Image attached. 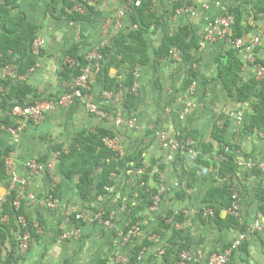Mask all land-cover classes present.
<instances>
[{
    "label": "rangeland",
    "instance_id": "obj_1",
    "mask_svg": "<svg viewBox=\"0 0 264 264\" xmlns=\"http://www.w3.org/2000/svg\"><path fill=\"white\" fill-rule=\"evenodd\" d=\"M130 1L132 0H92L90 7H85L86 18L70 22L64 14L61 15L62 2L57 8H54L50 0H21V9L28 19L33 24L41 25L38 37H43L46 40V46L43 48L46 55L43 58L39 57L38 60L46 59L48 62H54L55 64L50 70L44 71L45 63L39 61V65L29 73L25 82L34 87L36 93L41 97H46L45 95L56 96L63 91L67 81H64L61 76L62 64L58 63V55L55 51H53L55 55L47 52L49 40H55L54 31L59 27L63 30L67 28L68 30H74L81 42L82 52L86 54H93L95 49L99 47L103 49L106 46H111L113 38L119 34L126 35L129 42L135 43L133 34L136 31V26L126 12ZM200 5L199 0H157L154 9L158 13L159 25L156 30L150 29L144 34L149 45L147 63L136 66L135 85L139 97L129 115L137 121V124L133 128L123 126L116 129L112 124H108L112 121L111 115L103 119L107 123V127L113 128L117 136L124 139L121 141L118 138V146L121 149L122 156L136 154L142 150L144 152L142 163L145 168L152 167L150 173L152 179L150 178L149 185L158 189L153 206L148 208L149 212L152 213H163L165 200L169 202L168 205H174L172 201L177 197V192L183 191L189 169L199 154L204 153V156L213 163L214 167H218L221 161L218 154L221 145L215 144L212 151L207 149L208 142L211 141L213 123L217 118H220L221 125L225 121H229L225 137L231 143H234L233 151L238 154L242 153L244 156L252 155L250 144L246 146L244 140L253 137V132L247 130V125L254 113L252 105L258 99L254 97L248 102L236 103L234 99L229 97L221 82L216 79V57L222 51L230 49L232 45L228 44L227 41L201 45L199 48H193L190 51V57H183L182 53L181 59L173 57L170 53L171 50L168 51V49L162 53L158 52L163 37L176 35L184 25H189L192 28L193 32L198 35L200 42L204 39L207 18L210 17V14L202 9H199V13L197 12L198 14L195 15L186 12L188 6L198 8ZM238 6L243 15L242 33L255 34L260 32L264 43V17L256 20L253 11L246 7L243 0H238ZM78 9L84 12L83 7H78ZM123 11H125L124 16H122ZM198 20L201 21V26L198 25ZM46 31L51 33L49 39L46 37ZM237 53L240 59L244 61V52L237 50ZM115 63L117 65H114L110 70L112 77L116 79V83H112V87H116L117 93L121 96L120 98L114 97L112 100L115 106L120 107L126 93L124 89L126 75L129 74L130 69L117 60H115ZM94 72L97 78L101 77L97 70H94ZM252 77L250 69L246 67L240 73V84L250 81L253 79ZM195 80L197 82V92L194 94L195 112L193 111L186 120L182 121L180 119L183 103L181 99L184 91ZM91 81L90 85H93L96 96L100 98L103 84L99 83L94 76ZM69 109H74L72 115H70V120L72 123L79 121V128L73 130L69 122L61 119L60 131L56 132L61 134L59 136L55 133L51 134L49 131L42 132L45 123L43 121L44 123L34 124L35 130L41 134L40 137H53V135L55 137H75L77 131L83 128L92 130L101 125V120L97 123L96 120L94 122L93 115L88 113L81 105L68 106L65 109L64 116L69 114ZM197 109L200 111L199 114L196 111ZM8 113L7 107L2 108L0 106V137L5 134L9 136V129L6 124ZM157 119L160 120L158 125H156ZM181 132L182 135H180ZM160 134L166 136L164 141L176 140L179 143L178 149L166 148L163 138L159 137ZM258 137L263 136L259 135ZM233 139L235 142H233ZM247 143H250V140ZM70 145L66 143L60 146L69 149ZM214 167L209 173L213 179H217V170ZM143 170L145 171V169ZM136 171V169L131 171L129 176H125L126 173H124L118 177V183L121 186L124 185V180L126 181L123 192L127 200L122 201L117 208L106 209L105 206L100 207L92 217V222H99L98 219H95L96 214L114 213L111 222V225H113L117 221L119 223L117 213L115 214L113 211L117 212L118 209L124 208L126 217L124 222L121 223L120 229L117 230L121 232L120 243L124 248H128L131 243L144 237L143 230L141 235H129L124 229L130 223L127 203H131L129 202L130 198L135 201V196H132L131 191L135 192L138 189L139 180L142 179ZM77 176L80 175H75V177ZM219 183L222 182L219 181ZM230 185L231 187L236 185L235 188L239 193L243 188V182L238 179L234 183L230 182ZM175 209L177 211L181 210L178 207ZM187 214H189V211ZM140 215L142 217L144 214ZM142 220L140 225H143ZM113 258L117 264H130L131 250L125 249L124 252L116 250L113 253ZM190 260L188 259L186 263Z\"/></svg>",
    "mask_w": 264,
    "mask_h": 264
},
{
    "label": "crops",
    "instance_id": "obj_2",
    "mask_svg": "<svg viewBox=\"0 0 264 264\" xmlns=\"http://www.w3.org/2000/svg\"><path fill=\"white\" fill-rule=\"evenodd\" d=\"M199 1L202 5L203 3H214L215 0ZM243 1L246 7H249L254 13L253 5L246 2V0ZM201 5L198 7V11L199 9L206 11ZM225 6H231L233 8L239 7L238 0H229L226 2ZM223 10L224 9L213 5L211 10L206 12L210 14V17H215L222 14L224 12ZM262 17H264V13ZM197 22L198 25L201 26V21L198 20ZM45 34L49 39L51 33L46 31ZM54 35L55 40H49L47 52L48 54L53 55V51H55L58 55V63H61L63 67V64L66 61V53L68 49L73 44L80 41L78 36H76L75 31L68 30V28L63 30L59 27L54 31ZM255 35L261 36V33H244L243 37L249 42L252 39V36ZM80 46V53L83 54L82 45L80 44ZM257 49L259 57L264 60V43L262 41V37L261 44L257 47ZM39 61L45 63L44 71L50 70L55 65L54 62H48L46 59L38 60V65ZM243 63L244 67L242 71L247 67L252 73V78L256 79L253 67L246 61V54L244 56ZM110 76L113 75L110 73ZM216 79H218L224 87L222 80L217 77ZM193 82H195V85L192 83V85L184 91L181 99L183 102L181 105V116L185 108H190V112L184 119H181L180 116L182 121L186 120V118L193 113L196 107L194 94L197 92V82L196 80ZM192 86L194 90L190 93V88ZM234 102L236 101L234 100ZM71 105L74 106L81 104L75 102ZM65 109H67V107L57 108L47 114L40 122H45H43L44 125L42 132L49 131L51 134H57L60 131L59 128L61 127V119L69 122L72 127L71 129L76 130V128H79V121L72 123L70 120V115H72L74 109H69V114L64 116ZM196 111L198 114L200 113L199 109ZM93 117L94 122L96 120L97 123L101 120L100 126L115 132L113 128L106 126L107 123L103 119H100L95 115H93ZM159 123L160 120L157 119L156 125ZM34 124L35 123L32 122L27 123L25 131H23L22 134L20 133L21 136L16 139L11 137L10 134L9 136L8 134H5L3 137H0V145L2 148L6 146H11L13 148V151L7 161L10 165H12V168L16 169L23 175H27L28 173L25 166L27 161L35 159L42 160L45 157H47V160L58 158L59 153L53 147H62L60 145L66 143L72 144L75 138L55 137L54 135L53 137H40L41 134L35 130ZM108 124H112L116 129L128 126L121 125L117 127L114 126L112 121ZM136 124L137 121L135 120V125L133 127H135ZM128 127L133 128L130 126ZM83 129L77 131V133ZM57 135L60 136L61 134ZM259 135L263 137H258ZM116 138H120L121 141L124 140L122 137L117 136ZM210 138L211 141L208 143H213L214 150L215 144L220 143L215 141L212 137ZM225 138L229 143H231L227 137ZM249 138L244 140V144L246 146L250 144V152L252 155L244 156L242 153L238 154L234 152L237 166L235 171L227 176L220 174V166L222 162L221 156V161L216 168L213 163H211L204 156V153H202L201 155L203 156V159L210 162L211 166L207 170H199L195 179L192 180V184L189 186L188 182L191 179V170L196 165L195 160L194 164L189 169L185 185H183V191L177 192V197H175L172 201L174 205H168L169 202L165 200L163 208L165 210H163V213L161 211V213H152L149 212L148 208L144 209L141 213L142 215L144 214L142 216L143 225H141V228L144 231V237L131 243L128 248L122 247L120 243L121 232L117 231L120 229L121 223L124 222L126 217L124 208L118 209L117 212L113 211L115 214L117 213V220H119V223L117 221L111 226H106L101 222H92V217L98 208L104 206L106 209L117 208L122 201L125 202L127 200L123 192L125 190L124 185L126 181L124 180V185L121 186V184L118 183V177L120 175H117L114 178L115 184L112 186V189L107 196H98L96 192L93 191L89 198L84 199L78 187L79 177L63 176L60 172V159L58 158L59 161L56 164L55 173L53 175L41 173L35 176L32 179L29 192L43 196L49 193L52 183H55L57 188V197L61 203L67 205V208L55 211L47 207H38L34 204V202L26 201L25 211L34 223H41V231L37 234L34 241H32L27 252H17L16 255H20V258L15 264H117L113 258V253L116 250L124 252L125 249H128V251L131 250L130 264H207L210 256L214 252L221 251L226 248L234 238L246 230V225L229 215L227 211L228 208L222 206L219 202L214 204L219 207V218L205 217L202 214V211L209 205V203L205 202V198L211 190L214 188H223L226 185L231 187L230 182L234 183L235 180H240L243 182V188L241 187L242 189L240 192L241 216L245 223H250L257 219L264 218V124L260 128H254L253 137ZM248 140H250V143H247ZM233 142H235L234 139ZM213 167L217 170V179H213L209 173ZM130 173L131 171L127 172L125 176H129ZM219 181L222 183H219ZM136 191H131L133 193H131L132 196H137ZM7 194L8 182L5 181L0 185V196ZM129 202H133L132 198H130ZM176 207L181 208V210L177 211L175 209ZM72 209L73 211L86 214L87 221L83 223L74 221V213ZM172 210L185 213L183 222L177 223L172 219L167 218L169 211ZM186 211H189V214H187ZM161 214L163 215L161 216ZM155 218H157V220H155ZM3 221L8 224L10 229V235L3 245V254L6 256L12 247L18 243L19 229L16 221L14 223H10L11 219L8 215L3 217ZM163 222H165L168 226L161 228V224ZM124 229H126V227H124ZM175 230L182 231L183 237H180L176 239L174 243H171L170 241ZM63 233H69L72 236L70 239L64 240L61 237ZM145 242L147 245L140 254V260L138 259L137 262H133L135 250H137L139 245ZM183 245L185 247L184 252H188L191 256V260L187 263H182L183 261L180 249ZM231 264H264V233L251 232L246 242L235 251Z\"/></svg>",
    "mask_w": 264,
    "mask_h": 264
},
{
    "label": "trees",
    "instance_id": "obj_3",
    "mask_svg": "<svg viewBox=\"0 0 264 264\" xmlns=\"http://www.w3.org/2000/svg\"><path fill=\"white\" fill-rule=\"evenodd\" d=\"M91 1L50 0L54 8H57L62 2L61 15L64 14L70 22L85 19V7H90ZM246 2L253 5L254 18L259 20L264 13V0H246ZM154 5V0H146L140 8L135 9L130 14V19L134 21L133 24L136 26V31L133 34L135 43L129 42L127 36L124 34L116 35L113 38L112 45L102 49L105 54V60L100 68H94L101 76L100 78L96 77L97 81L102 82L105 89L112 90L114 89L112 83H116V79L110 76V70L114 65H117L115 60L129 67L130 71L126 75L124 83V86L128 89L125 95L124 107L129 113L132 111L135 106V101L139 97L133 89L136 84V66L147 63L149 45L144 34L150 29L156 30L159 25L157 19L158 13L154 9ZM78 7H83L84 12L78 9ZM233 12L236 18L233 38L243 37L242 12L239 7L233 8ZM40 28L41 25L33 24L25 12L22 11L21 0H0V73L9 64L17 65L21 75H26L31 69L36 68L39 57L46 54L44 49L40 50L38 55H35L31 51V46L38 38ZM80 44V42L73 44L66 53V61L63 64L61 72L64 81L70 82L73 76H80L83 69L89 64L85 54L80 53ZM200 46L199 37L196 33L193 32L189 25H184L176 35L163 37L158 52L162 53L167 49L170 51L172 47H177L183 53V57H190V51ZM112 49L114 50L113 52L111 51ZM256 51L258 52V49ZM216 62V77L222 80L231 98L238 103L248 102L254 97L258 99L253 103L254 113L247 125V130L253 132L254 128H260L264 124V81L252 79L248 83L240 84V73L244 67V63L234 47L222 51L217 56ZM45 96L49 97L47 95ZM40 97L34 87L25 81H14L13 79L3 80L0 78V106L2 108L7 107L8 112L17 101H32ZM11 122L12 120L8 115L7 126ZM228 126V120L221 125L219 118L214 123L211 131V137L221 144L218 154L222 157L220 174L223 176L232 174L237 166L233 151L234 146L225 138ZM180 135H182V132ZM107 136L115 137L116 134L114 131L102 126L95 127L92 130L83 129L77 133L69 149L58 146L53 148L59 153L58 158L60 159L61 174L66 177L80 175L78 187L84 199L89 198L93 191L98 196L105 193L106 187H112L115 184L114 178L117 175L135 169H145L142 179L139 180L135 201L128 203L130 223L125 229V232H127L131 226L140 223L142 219L141 212L153 206L158 189L150 187L149 185L152 167L145 168V165L142 163L143 151H138L132 155L121 156L105 144L104 138ZM207 149L212 151L213 143H208ZM12 151L13 148L11 146L2 148L0 145V185L8 179L7 160ZM41 161H47V157ZM210 166L211 163L204 160L203 156L199 154L196 158V165L191 170V179L188 185L190 186L192 184V180L195 179L199 170H207ZM56 191L57 188H55V195ZM16 198V192H10L3 204V211L0 215V264H15L20 258V255H16L19 251L18 243L12 247L6 256L3 254V245L10 235L8 224L3 221L4 216L8 215L11 219L10 223H14L16 218L24 215L29 221L32 235L37 237L32 226V220L25 211L26 202L23 201L21 207L16 209L13 204ZM205 202L209 203L206 208H213L215 217L219 218V207L214 204L219 202L222 206L229 208L232 204L231 187L226 185L223 188H214L207 194ZM184 215V212L172 210L169 211L167 218L181 223L184 220ZM73 220L78 223L84 222L78 220L75 213L73 214ZM39 225L41 226L40 222ZM167 226L165 222L161 224V228ZM180 237H183L182 231L175 230L170 242L174 243ZM146 245L147 243L145 242L137 247V250L134 252L133 262L138 261ZM180 250L181 253L185 251L184 245Z\"/></svg>",
    "mask_w": 264,
    "mask_h": 264
},
{
    "label": "built area",
    "instance_id": "obj_4",
    "mask_svg": "<svg viewBox=\"0 0 264 264\" xmlns=\"http://www.w3.org/2000/svg\"><path fill=\"white\" fill-rule=\"evenodd\" d=\"M146 0H132L130 5H128L127 14H130L137 8H140ZM229 0H215L214 3H203L201 6L206 11L211 10L212 6L220 7L224 9L223 13L207 18V24L205 28L204 39L200 42L202 46L207 44H213L215 42H225L227 41L230 45L236 48L239 51H244L246 54V61L253 67L254 75L256 80L264 81V60L259 57L257 47L261 44V36L255 35L252 36V39L248 42L244 37L233 38V33L235 30V14L233 12V7L225 6L226 2ZM157 0H154L156 3ZM195 15L198 12V8L193 6H188L187 11ZM185 12V13H186ZM125 15V11L122 12V16ZM46 46V40L43 37H38L33 45L31 46V51L38 55L40 50ZM97 50V51H96ZM171 55L176 59H181L182 52L177 47H173L170 51ZM85 54L89 64L83 69L82 74L78 77H72L70 82H66V86L63 91L57 96L49 97H40L33 99L32 101L19 102L11 108L9 111V118L12 120L11 124L8 126L9 134L14 139L18 138L20 133L25 130L27 123H40L47 114L56 110L57 108H65L70 106L73 103H79L86 111L92 115L104 119L108 115H111L112 123L114 126L128 125L133 127L135 125V120L130 117L128 112L124 107V96L127 94L128 89L126 90L125 95L123 96V104L115 106L113 103V98H120L121 94L117 93L116 87L114 89H105L102 88V93L100 98L96 96L93 85H90L92 82L91 79L93 76L96 79L94 68H100L103 61L105 60V54L100 49H95L93 54ZM35 68L31 69L34 71ZM30 71V72H31ZM29 72V73H30ZM29 73L26 75H21L17 65L9 64L5 66L0 73V78L3 80L13 79L14 81H26L29 76ZM100 83V82H99ZM103 84V83H102ZM195 85V82H193ZM123 87V86H122ZM137 91L136 85L133 88ZM193 86L190 88V93L193 92ZM190 112V108H185L181 119H184L187 114ZM115 137L107 136L104 138L105 144L116 151L121 153V149L118 146V139ZM159 137L163 138L164 146L171 150H176L179 147V143L176 140L173 141H164L165 135L160 134ZM122 155V153H121ZM58 158L41 161V160H29L25 163V166L28 170L27 175L21 174L16 169L12 168V165L7 161L8 168V194L0 196V215L3 211V204L6 201L7 196L10 192L15 191L17 198L14 201V207L19 209L23 201H31L36 204L38 207H47L51 210H59L62 208H67L66 204L60 202L57 194L55 195L56 184L52 183L51 190L48 194L39 196L35 193L29 192V188L32 182V179L41 174L46 173L53 175L55 173L56 164ZM140 176L144 174L143 168H140L136 171ZM236 185L231 187L232 190V204L227 209L229 215L234 216L239 222L246 225V230L243 231L239 236L234 238L230 244L221 251L214 252L207 264H231L232 258L236 250H238L247 240L251 232H262L264 233V218L257 219L250 223H245L244 219L241 216V199L240 193L236 190ZM112 187H106L105 193L101 194L106 195L111 191ZM73 211V209H72ZM76 214L78 220L87 221L86 214L78 211H73ZM202 214L205 217H215V211L213 208H206L202 211ZM114 218V213L96 214L95 219H98L99 222L106 226H110ZM130 221V220H129ZM16 223L19 229L18 244L19 251L27 252L30 248L32 241H34L35 236L32 235L31 227L29 221L24 215H20L16 218ZM32 226L34 227V232L38 234L41 231L39 223H34L32 221ZM141 225L140 223L134 224L126 232L127 234L141 235ZM71 234L63 233L62 239H70ZM182 263H185L188 259H191V256L188 252H182ZM139 256V260H140ZM1 260V259H0Z\"/></svg>",
    "mask_w": 264,
    "mask_h": 264
}]
</instances>
